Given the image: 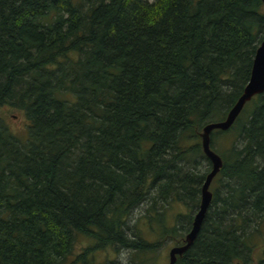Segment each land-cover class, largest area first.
<instances>
[{
  "label": "trees",
  "instance_id": "obj_1",
  "mask_svg": "<svg viewBox=\"0 0 264 264\" xmlns=\"http://www.w3.org/2000/svg\"><path fill=\"white\" fill-rule=\"evenodd\" d=\"M263 38L261 0H0V264H163ZM210 146L175 264H264V92Z\"/></svg>",
  "mask_w": 264,
  "mask_h": 264
},
{
  "label": "water",
  "instance_id": "obj_2",
  "mask_svg": "<svg viewBox=\"0 0 264 264\" xmlns=\"http://www.w3.org/2000/svg\"><path fill=\"white\" fill-rule=\"evenodd\" d=\"M264 3V0H261ZM264 92V38L261 40L255 50L252 60L251 71L247 83L245 84L241 94L235 103L228 110L224 119L220 121H213L205 124L200 132L201 146L205 156L209 159L211 167L206 174L205 179L201 185L200 202L197 211L194 214L192 225L188 233L185 235L184 243L179 245H172L167 252V263L175 264L177 256H181L193 243L205 213L210 205L212 199V192L210 185L213 178L217 175L222 167V159L210 146V134L214 129L222 131L227 130L234 123L244 105L250 101L254 96Z\"/></svg>",
  "mask_w": 264,
  "mask_h": 264
},
{
  "label": "rangeland",
  "instance_id": "obj_3",
  "mask_svg": "<svg viewBox=\"0 0 264 264\" xmlns=\"http://www.w3.org/2000/svg\"><path fill=\"white\" fill-rule=\"evenodd\" d=\"M5 117L8 120L9 126L11 128V131L16 134L17 136H25L26 134V122L24 115L22 114L21 111L18 110H8L5 112ZM21 138V137H20ZM174 211H184L185 208L182 205H177L176 208L173 209ZM93 242L85 237V236H78L77 240L74 245L73 252L74 254L80 253L82 250H84L86 247L91 246ZM172 245H167L164 248V261L160 259V261H163V264L167 263V252L168 249ZM262 245L260 244L256 249L254 250L252 254V261L255 263L258 261V259L261 257V250H262ZM127 253L126 252H121V253H116L111 247L105 249V250H98L94 252V259L97 262H105V261H115V260H121L126 257Z\"/></svg>",
  "mask_w": 264,
  "mask_h": 264
},
{
  "label": "bare ground",
  "instance_id": "obj_4",
  "mask_svg": "<svg viewBox=\"0 0 264 264\" xmlns=\"http://www.w3.org/2000/svg\"><path fill=\"white\" fill-rule=\"evenodd\" d=\"M213 193V192H212ZM205 219V218H204Z\"/></svg>",
  "mask_w": 264,
  "mask_h": 264
}]
</instances>
